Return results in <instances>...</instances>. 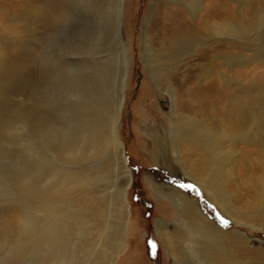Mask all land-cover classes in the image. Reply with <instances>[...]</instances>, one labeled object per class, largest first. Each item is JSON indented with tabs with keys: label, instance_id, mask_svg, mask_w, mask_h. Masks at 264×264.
<instances>
[{
	"label": "rangeland",
	"instance_id": "1",
	"mask_svg": "<svg viewBox=\"0 0 264 264\" xmlns=\"http://www.w3.org/2000/svg\"><path fill=\"white\" fill-rule=\"evenodd\" d=\"M249 1L0 0V89L15 84L5 98L17 110L0 115L4 264H86L90 258L91 264H217L183 236L180 196L210 220L214 239L226 241L230 258L220 264H264V138L244 136L264 132V0ZM58 5L61 16L50 26ZM224 20L235 22L238 34L223 32ZM121 96L117 136L131 173L128 214L120 219L112 212L116 186L124 187L127 177L113 172L117 154L109 153L108 217L105 179L95 176L87 190L99 196L101 216L86 243L80 230L63 229L61 215L89 210L79 204L81 188L68 181L71 193L58 200L41 191L73 175L97 174L98 165L79 149L97 124L93 116L107 106L115 116ZM243 107L263 126L233 127ZM185 115L204 134H223L205 148L206 174L196 170L197 142L174 135L175 116ZM217 151L225 163L224 205L193 177L208 175ZM159 227L169 240L184 237L182 248L173 254ZM53 231L59 237L50 240Z\"/></svg>",
	"mask_w": 264,
	"mask_h": 264
},
{
	"label": "bare ground",
	"instance_id": "2",
	"mask_svg": "<svg viewBox=\"0 0 264 264\" xmlns=\"http://www.w3.org/2000/svg\"><path fill=\"white\" fill-rule=\"evenodd\" d=\"M255 1L256 0L249 1V3H250L249 5L254 6V4H255L254 2ZM60 6H62V4ZM189 7H191V6H189ZM54 9H55V13H57V14L55 15L54 19H52L50 21V26H54L56 24V22L58 21L59 17L61 16L60 13H61L62 9L59 10L60 9L59 5L56 6V8L54 7ZM191 9H193V8H191ZM262 13H263L262 7L259 6L258 14H260V16H262ZM223 22H225L222 25L223 28H221V30L223 32H233V33H237L238 34L239 30L236 29L235 22H233L232 20H227V21L224 20ZM256 26L254 28H256ZM35 53L32 52L31 55H30L32 63L33 62L35 63L37 58H38V56ZM261 53L258 56H261ZM149 56H151V55H149ZM3 61L4 60H2V63H3ZM29 61H30V59H29ZM0 68H2V70L4 69L3 67H0ZM10 70L11 69H9V71L7 70V72H10ZM29 70H30V68H29ZM162 73H164V72L162 71ZM11 75H16V74L12 73ZM13 85H15V84L14 83H8L6 85V87L4 88V91L2 89V92H4L3 95H4V99H5L3 101L0 98V104L2 105L3 109H5V110H3L4 112H0V115L2 117H4V116L5 117H7V116L12 117L10 115H12V113L16 110L14 108L15 105L14 104H10L9 102H7V100L5 98L6 97V93L5 92H7L8 88H11V86H13ZM2 92H1V89H0V95H1ZM104 92H106V91H104ZM103 96H104V93H103ZM118 98H120V97H118ZM123 98L124 97L121 96V99H120L119 103L117 102L118 107L116 108V112H115L116 115L115 116H112V115L108 116L109 112H108V108H107L108 106L107 105H106L107 106L106 108L104 107L105 109L103 108L104 110H99L96 113V115L93 116L94 117L93 121L97 122V124L95 126L93 125V128L90 131L88 130L89 128L86 129L89 132L85 133L84 138H83V144H82L81 148L79 149L80 156H82L84 158H87V159H90L91 162L96 163V166L98 165L97 166V169H98L97 174L95 173V175H92V176H85V175H82V174L75 175V176L73 175V176H70V179L69 178L68 179L65 178L63 184L60 185L59 188H56L57 185H54V186H49V187H47L45 189H42V191H41V193L43 195L48 196L49 198H53V200H58L59 198H62L64 195H66L68 193H71L72 187L69 186L68 181H72L74 183L73 187H78L79 186L81 188L80 190H78V192H79V194H78L79 204L81 202V205H82L83 201L86 202L85 207H89V210L84 211V210H80L79 209L78 212H74L73 211L72 213H74V214L64 210V211H62L61 215H62V219H63V223H62L63 224V229L64 230H74V229L80 230L81 233H82V236L84 238L82 240H85L86 243L90 241V237H92L91 235L93 233V226L96 227L97 219H98L99 216H101L100 211H101L102 205L98 201L99 196H97L92 191H88L87 190V185H89L92 181H94V179H95L94 177L95 176L97 178L99 177V179L101 181H102V179H105V184L102 185V186L104 188L103 193H104V197H105L104 203L106 205V208H105L106 219L108 217V194H107L108 193V171L107 172L104 171V170L108 169V162H107L108 154L109 153L110 154H112V153H116L117 154L115 157H113V158H115V160L112 161V164H111V165H113L112 170H113L114 173L115 172L116 173H120V171H121V172H123L122 174H124V175L126 174L124 177H127L128 175H129V177L131 176L130 171L129 172L126 171L127 166H126V162H125V160L123 158V154H122L123 147H122V144L119 142V139H118V136H117V134H118L117 133V125H118L119 120H120V114H121V107H122V104H123ZM103 99H105V97H103ZM114 109H115V107H114ZM245 109L246 108L243 107L241 109V111L243 113H241V111H240V112H238L239 113L238 115L236 114V117L240 119V123H238V125H235L236 122L233 121L232 122L233 127L241 128V126H239V124L240 125H244V126H248V127L250 125L255 126L254 124H257V123L260 124L261 120L260 121H259V119L257 120L256 116L252 117L251 113H249L250 111H247ZM9 117H8V119H10ZM175 117H176L175 118L176 122L174 124V135H176V136H180L181 135L183 137V140L185 141L186 144H187V142L189 144H194L192 142V140L197 142L196 147H197V151L199 152L200 163L197 160L196 170H199L201 172V174H206L205 167L207 165V161H209V160H208V155H207V153L205 151V148H207L208 142L210 144L214 145L215 142H217L219 140V138H220V140H223V134L215 133V132L211 131V133H212L211 135H206L203 132V130H204L203 125H201L198 122H195L194 120L189 118V116L185 115L184 119L179 117V116H175ZM86 120H88V119H86ZM106 120H107V122H106ZM252 121H253V123H251ZM88 124H89V122H88ZM244 126H242V127H244ZM259 126H263V125L260 124ZM112 128H113V131H112ZM259 133H260V135L257 136V135L249 134V132H247L246 134H244V136H248L249 138H251L252 136L258 137L260 139H262L261 137L264 138V132H259ZM235 136H236V134L231 133L229 137L236 138ZM237 136H241L242 137L243 135L237 133ZM50 143H52V142L50 141ZM77 144H79V143H77ZM75 148H77V146ZM219 148H221V147H218V150H219ZM55 149H57V148H55ZM76 151H77V149H76ZM62 152H64V150ZM74 152H73V154H74ZM156 156L157 155H155L154 157H156ZM221 156H222L221 152H219V151H217V153L213 156L212 159L215 162H214V165H213L211 171L208 173V175L206 177H203L202 175H197V176L193 175V177H194L195 180L201 182L206 188L211 189L210 192L215 196V198L219 199V201L224 205L223 200H222L224 194H223V191H222L221 187H222V182L225 183L227 180L223 177V174H222L223 172H221V170L223 169L224 164H225L224 163V158L220 159ZM73 157L75 159L77 156L73 155ZM80 158H78V159H80ZM155 159L158 160L157 158H155ZM93 167H92V169L96 168V167H94V168ZM92 171H90V172H92ZM85 174H88V173H85ZM100 177H102V178H100ZM115 177L118 180V177L117 176H115ZM129 177H127V183H126V185L124 187L116 186V190H115V198H114L115 201L113 202L114 205H115V210L112 209V212L113 213L115 212L116 216L119 217L120 219H122V215L124 216L126 213L128 214L129 202L127 201V195H128V188H129L130 180H131V179L129 180ZM22 182H20V183L23 184ZM263 186H264V183H263ZM179 201L181 202V206H180L181 216H183V220H184V222L186 224V233L183 236L185 237V235H186V239H188L190 244H192L194 246V248L196 249L195 251L197 252V254L200 255V252L204 251V253L207 256H212L213 255L212 259L217 264L221 263V259L222 258H230V253L227 250L226 241L224 239H221V237H219L217 239H214L212 234L208 233L209 232L208 228L210 226V222H209L210 220L206 219L205 216L203 214H201L199 209L194 204L188 202L182 196H180V200ZM104 221H106V220L104 219ZM159 228L161 230V233L164 236V243L167 244L168 246H170V248L172 250H174L173 254L178 251V246H180L182 248V242H183L182 240L185 239L184 237L182 239L178 240L177 237H176V234H173V235L169 234L171 236V240H169L166 237L167 236L166 235L167 231L164 228H161V227H159ZM103 230L104 229H102V231ZM108 230H107V232H108ZM97 231H98V229H97ZM68 233H69V231H68ZM48 237H49L50 240L52 238L53 239L54 238L57 239L59 237V232L53 231V232H51L49 234ZM177 240H178L179 245H176V243H175ZM120 246H121V242H118L117 247L114 248V249H116V251H117V248L120 247ZM180 247H179V249H180ZM64 252H66V251H64ZM51 254L49 253V255H51ZM92 260H93V258H90L86 262V264H91Z\"/></svg>",
	"mask_w": 264,
	"mask_h": 264
},
{
	"label": "snow or ice",
	"instance_id": "3",
	"mask_svg": "<svg viewBox=\"0 0 264 264\" xmlns=\"http://www.w3.org/2000/svg\"><path fill=\"white\" fill-rule=\"evenodd\" d=\"M180 186L183 187V188H187L189 190H193V187H194L193 185H190V184H187V185L181 184ZM222 223H223V226H225V227L227 226V221H222Z\"/></svg>",
	"mask_w": 264,
	"mask_h": 264
},
{
	"label": "water",
	"instance_id": "4",
	"mask_svg": "<svg viewBox=\"0 0 264 264\" xmlns=\"http://www.w3.org/2000/svg\"><path fill=\"white\" fill-rule=\"evenodd\" d=\"M123 158H124V160H125V162H126V165H127V158H126V155H125V152H124V154H123Z\"/></svg>",
	"mask_w": 264,
	"mask_h": 264
},
{
	"label": "clouds",
	"instance_id": "5",
	"mask_svg": "<svg viewBox=\"0 0 264 264\" xmlns=\"http://www.w3.org/2000/svg\"><path fill=\"white\" fill-rule=\"evenodd\" d=\"M0 264H4V260L0 258Z\"/></svg>",
	"mask_w": 264,
	"mask_h": 264
}]
</instances>
